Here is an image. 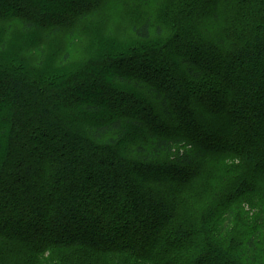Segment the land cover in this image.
<instances>
[{
    "label": "trees",
    "instance_id": "trees-1",
    "mask_svg": "<svg viewBox=\"0 0 264 264\" xmlns=\"http://www.w3.org/2000/svg\"><path fill=\"white\" fill-rule=\"evenodd\" d=\"M49 2L0 0V264H264V0Z\"/></svg>",
    "mask_w": 264,
    "mask_h": 264
},
{
    "label": "rangeland",
    "instance_id": "rangeland-1",
    "mask_svg": "<svg viewBox=\"0 0 264 264\" xmlns=\"http://www.w3.org/2000/svg\"><path fill=\"white\" fill-rule=\"evenodd\" d=\"M41 5L48 6L50 5L49 0L46 1H40ZM55 9V8H53ZM5 41L6 45V51L9 52V55H16L14 58L19 60L17 54L18 52L23 54L24 52H21V48L24 47V44H28L25 40V37H21L20 34L16 31H12L11 33L7 34L5 31L0 32V43ZM31 47V45L28 46V48ZM125 47L124 43L118 41L116 38H106L103 36L96 35L95 38L92 40V42L87 46L84 50H82V47L77 48L76 54L71 56V62L68 65H62L58 66L57 57L59 50L56 47H49L47 53L49 56L45 59V71H52L57 72L61 71L64 72L66 70L72 69L74 67H77L81 62L78 57H80L82 54L86 51V56H95L98 53L103 52L104 50H117V49H123ZM78 56V57H76ZM46 62L48 65H46ZM69 68V69H68ZM1 128V127H0ZM23 153H26V150H22ZM80 206L78 205V208Z\"/></svg>",
    "mask_w": 264,
    "mask_h": 264
}]
</instances>
